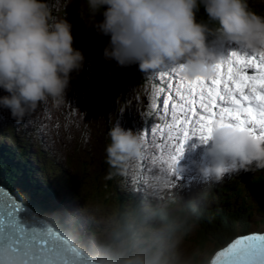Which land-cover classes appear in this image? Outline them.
Here are the masks:
<instances>
[{
	"label": "clouds",
	"instance_id": "obj_1",
	"mask_svg": "<svg viewBox=\"0 0 264 264\" xmlns=\"http://www.w3.org/2000/svg\"><path fill=\"white\" fill-rule=\"evenodd\" d=\"M71 3L66 0L65 7ZM97 33L109 37L103 50L118 67L138 65L142 72L171 64L190 78L210 77L222 59L209 36L248 52L264 51V14L248 0H86ZM201 9L203 17L200 16ZM82 17L85 15L81 8ZM103 19L97 21L96 17ZM84 53L74 47L72 24L57 15L50 0H0V108L17 123L39 105L59 108L66 100L72 73L83 68ZM107 163L121 170L145 155L142 131L118 123L108 131ZM199 174L220 184L226 177L264 170V138L229 126L214 125ZM183 169L176 165V171ZM110 178V177H109ZM160 191L174 181L163 173L147 181ZM186 218L168 204L129 206L103 221L94 250L82 264H211L208 253L186 254L182 241ZM195 225H193L194 227ZM39 254L35 241L20 250L0 245V264H32ZM194 256L196 257L194 259Z\"/></svg>",
	"mask_w": 264,
	"mask_h": 264
},
{
	"label": "rangeland",
	"instance_id": "obj_2",
	"mask_svg": "<svg viewBox=\"0 0 264 264\" xmlns=\"http://www.w3.org/2000/svg\"><path fill=\"white\" fill-rule=\"evenodd\" d=\"M50 2L54 12L61 17L65 16L72 24L74 47L81 50L85 56L83 68L78 72L72 73L70 83L75 86L72 90L69 88L67 89V101L59 108L53 107L51 103L41 104L31 112L34 116L29 115L20 123H17L16 120L11 117L9 110L0 108V126H2L3 117L8 128H10L8 125L10 123H12V126L17 130L29 128L28 130L21 131L19 135H22V132H28L29 135H34L36 130L33 128L32 121H34L37 116L47 120L53 118L50 124L47 123L46 126H43V139L42 137H36V140H38L40 144L39 149L46 150L47 153H49L48 156L52 154L51 157L55 158L57 163L67 170L66 174L62 176L69 182H74L76 187L73 188V190L82 198V204L84 206L83 207L82 204L80 206L79 202V208L82 207V210L87 213V216L90 215L95 219V224L98 225L99 229L97 233H93V236L97 239L104 227L103 221L113 213L121 212L127 208L126 206H119L115 199V194L119 192L114 185L110 186L108 184L109 181H107V177L110 175L111 170H115V168L111 167L110 170L108 165L102 167V163L105 162L106 157L105 149L110 143L108 131L118 123L125 129L130 128L134 131H142L144 136H146V129H151L152 127L161 130L162 133H166L168 136L167 126L171 124L170 116L173 101L165 100L166 98L162 96L165 92L164 88L168 90L169 87L167 88V84L176 80L175 77L178 78L179 72L177 69H175L176 71H172L174 68H172L171 64H165L157 70L142 72L139 70L138 65L118 67L115 61L105 60L103 57V50L108 44L109 37L106 38V44L100 48L92 49L86 44V40H89L88 38H90V36L89 34H83L85 24H87L85 20L88 24H90L89 21L92 20L86 13V0H71V3L68 4L67 7H65L66 0H50ZM248 3L250 8L252 7L251 9L259 14L260 11L264 9V0H248ZM81 8L89 18L85 15L82 17ZM102 19V16L96 17L97 21ZM87 30L86 28L85 33ZM209 45L219 56H222L220 52L226 49H228V52L229 50L247 51L234 43H224V40H220L213 36H209ZM89 83L92 85L94 84V91H92L93 93L88 91L87 94L81 89L86 90L84 86H88ZM176 85H179V81H177ZM89 88L93 89L91 87ZM95 88L100 90V92ZM172 89L174 93L175 88ZM2 93L4 92L0 91V96L7 95V93ZM72 93L75 99L74 103L71 101ZM78 96L81 98H78ZM173 100H175L174 97ZM165 101H168L169 105V111L167 112L164 110ZM45 108L49 109L50 112V114H46L47 117H44ZM71 109L74 112H71ZM115 111L117 112L111 115ZM74 118L77 119L75 120ZM0 131L5 133L1 128ZM6 137L7 135L5 139ZM57 138H60V141L64 144H61ZM160 144V142H153L149 150L150 156H143L139 159H135L139 167L143 166L139 168V176L135 174L132 176V179H130L136 183L137 188L141 189L138 193L147 197L148 201H151L153 205L159 204V200H161V202L162 200L168 201V199H172L177 195L182 197L181 185L185 190L189 188L191 198L194 199L193 196H199L200 193L196 194L194 189H198L199 191L200 187H202L201 185L208 186V184L207 181L201 180L203 178H201L198 172L197 159L195 158V162L191 164L189 160L185 158V162H189L187 168H189L191 172L188 174V177H185V180H182L184 182L179 183L175 179L177 177H174V173H170L167 170V166L163 164V161L167 157L168 149L171 148L174 143L169 140L166 146H164V144L162 145L164 146L163 148L159 147ZM14 145L17 147L15 143ZM146 149H148V146ZM186 151L190 155L195 153L194 149L191 147L188 148V146L185 147V153ZM142 158L146 159L145 165L144 159ZM78 160V168L76 170L72 169L70 163L78 164ZM135 162H133V164ZM133 167L134 170H138V167ZM261 171L264 174V171ZM114 173L115 172L111 175H114ZM161 173L172 178L174 187L180 186L178 187L179 193L177 190L160 191L147 186L148 180H151L154 176L160 175ZM239 174L240 172L232 174L223 181V183L230 186L229 189L236 195L238 191L235 189L244 190L245 186V181L242 177L238 176ZM257 174H255V176ZM95 176L96 179L94 178ZM123 187L127 189L126 185H123ZM207 190L209 191L210 189ZM148 191L151 192L150 196L147 195ZM250 191H252V194H250ZM206 194L207 193H205L204 196H206ZM253 194V189L245 190L238 196V199H233V201L238 205H243L244 198L249 197L250 201L248 203L251 202L252 204ZM210 197H214V202L219 201L218 196L214 195ZM210 197H208L207 203H210ZM197 199L199 205L204 202L201 198ZM257 216L255 219H257ZM89 223H87L88 231L91 229V224ZM193 225L194 224L190 227L185 226L186 235L184 236L181 246L183 251L186 254L205 252L210 256L212 251L215 250L216 245H218V242H208L206 244L203 243V245H198L196 236L198 227L196 225L193 227ZM259 229H264V227H259ZM195 258L194 256V259Z\"/></svg>",
	"mask_w": 264,
	"mask_h": 264
},
{
	"label": "snow or ice",
	"instance_id": "obj_3",
	"mask_svg": "<svg viewBox=\"0 0 264 264\" xmlns=\"http://www.w3.org/2000/svg\"><path fill=\"white\" fill-rule=\"evenodd\" d=\"M179 73V85L174 89L176 99L173 100L171 85L168 96L173 103L167 139L175 143L168 149L163 164L170 173L176 172L188 142L198 138L206 144L217 123L227 122L264 138V51L233 50L214 65L211 77L193 79ZM168 101L164 103L165 112L169 111ZM213 264H264V235L235 239L218 253Z\"/></svg>",
	"mask_w": 264,
	"mask_h": 264
},
{
	"label": "trees",
	"instance_id": "obj_4",
	"mask_svg": "<svg viewBox=\"0 0 264 264\" xmlns=\"http://www.w3.org/2000/svg\"><path fill=\"white\" fill-rule=\"evenodd\" d=\"M260 14H264V9L260 11ZM202 17L203 10L201 9L198 18ZM7 151L8 149L6 148H0V183L9 186L13 191L16 190L20 199L27 203L30 202L33 206L36 205L39 209L41 204L45 207L40 209L43 212L47 211L52 205L51 200L60 199L59 204H57L59 207L56 206V209H61L63 206L66 207L67 204L78 201L79 198L75 196V193L65 192V194H62L61 188L66 189V179L56 173V170L53 168L48 170L44 167L38 170L27 161L23 162V164L18 163L15 161V155L12 153V149L10 152ZM23 153L26 155L24 150ZM39 178L43 182H39ZM48 178H51L52 181H49ZM69 185L74 187L73 182L69 183ZM254 189L257 195L255 196L254 205H251V202L238 205L231 199L227 202L225 201L226 204L218 207H200L188 204L180 206L175 211L180 216L186 218L185 226L190 227L194 224L198 227L196 235L198 245H203V243L206 244L208 242H218V245H222L230 237L238 234L240 230L247 232L251 230L253 224H264V180L256 182ZM115 199L122 207L143 205L142 201H135V199L123 196L120 193L115 194ZM61 210L64 211L62 213L65 215L70 214L66 209ZM255 214L256 216L258 215L257 221H254L256 218ZM260 215H262V218L258 220ZM78 222L82 225L80 220ZM78 222L75 226L80 227ZM89 222L91 224L92 234L94 232L97 233L99 227L95 225V219L93 222L91 220ZM56 223L60 225L58 221ZM61 226L70 231L65 222Z\"/></svg>",
	"mask_w": 264,
	"mask_h": 264
},
{
	"label": "bare ground",
	"instance_id": "obj_5",
	"mask_svg": "<svg viewBox=\"0 0 264 264\" xmlns=\"http://www.w3.org/2000/svg\"><path fill=\"white\" fill-rule=\"evenodd\" d=\"M86 17H88L89 18V16H86ZM87 24H85V29L88 27V34H89V36H92L93 37V39L92 40H102V38L105 40V38H107V37H105V36H101V35H99L98 33H97V31H96V29H95V27L93 26V23L91 22L90 24H88V22L87 21H85ZM85 29H84V31H83V34H85L86 35V33H85ZM86 44H88V41L86 40ZM105 44H106V42H105ZM89 48H91V47H89ZM173 71V70H172ZM176 78V80H174L172 83H170L169 85H171L172 86V88H175L176 87V84H177V79H180V75L178 76V78L177 77H175ZM159 81H160V79H159ZM159 81H157V82H159ZM155 84V83H154ZM157 84V83H156ZM159 87V86H158ZM168 88V87H167ZM0 91H2V92H4V93H6L4 90H2V89H0ZM4 93H2V94H4ZM169 94H170V92L167 94V96H165L166 97V99L165 100H168V96H169ZM78 98H81L80 96H78ZM167 107H168V109H169V105L167 104ZM44 117H47L46 116V114L47 113H49L50 114V112H49V109H47V108H45L44 109ZM30 115L31 116H34L32 113H30ZM51 120H53V118H50V120H47V119H45V118H42V117H40V116H37V118H35V120L34 121H32L33 122V128L36 130V133L34 134V135H29V133L27 132H22V135H18V136H16L14 139H13V142L16 144V143H19L20 144V141L21 140H25V141H27L29 144H30V146L31 145H35L36 147H38L39 148V141L38 140H36V137H38V138H41L42 137V139H43V136H42V132H43V126L45 125L46 126V124L48 123V124H50V121ZM0 128L3 130V127H1L0 126ZM13 129H15V128H13ZM16 130V129H15ZM24 130H26V128L25 129H23V130H21V131H24ZM161 130H158V129H156V128H151V129H146V136H145V140H146V142H147V146H148V149H145V155L146 156H150V154H149V150H150V147H151V145L153 144V142H160L161 144L159 145V147H162L163 148V144H164V142H165V137L164 136H162L161 135ZM0 135L3 137V138H5V133H3L2 131H0ZM7 139H11V137L10 136H8L7 137ZM57 140L59 141V142H61V144H64L62 141H60V138H57ZM188 143H190V142H188ZM17 145V144H16ZM38 145V146H37ZM11 151V149H9L7 152H10ZM44 151V156H47L48 154H47V151L46 150H43ZM145 156V157H146ZM155 157H158V156H155ZM145 158H144V165H145ZM151 171V170H150ZM66 172H67V170L65 169V170H63L62 172H61V174L62 175H65L66 174ZM64 173V174H63ZM137 175V176H139V173H129V174H127L126 176H125V178H123V180H122V184L123 185H129L130 186V184L128 183L129 181H132V180H130V179H132V176L133 175ZM147 175V174H146ZM255 175V174H254ZM65 178V177H64ZM66 179V178H65ZM118 180V177H112V185H115V183H116V181ZM67 182L68 183H71V182H69L68 180H67ZM110 183H111V181H109L108 182V184L110 185ZM204 183V182H203ZM250 194H252V191H250ZM49 197V196H48ZM251 198V197H250ZM248 199H249V197H248ZM252 200H253V203L251 204V205H254L255 203V199L252 197ZM133 201V200H132ZM77 211H79L81 214H82V211L79 209V210H77ZM77 220H79V218L77 217V218H75V219H73V222L74 221H77ZM84 221H86L87 223H89V220H84ZM89 226V225H88ZM89 232L90 233H92V231H91V229H89ZM75 238H72V239H68V240H74ZM78 247L82 250V252H84V254H86L87 256H90L91 254H92V251H90L88 248H89V245H87V246H81L79 243H78Z\"/></svg>",
	"mask_w": 264,
	"mask_h": 264
},
{
	"label": "water",
	"instance_id": "obj_6",
	"mask_svg": "<svg viewBox=\"0 0 264 264\" xmlns=\"http://www.w3.org/2000/svg\"><path fill=\"white\" fill-rule=\"evenodd\" d=\"M86 21V20H85ZM89 27V26H88ZM87 27V29H88ZM86 34H88V30L86 31ZM106 37V36H105ZM89 40L88 41V46L91 47V48H96V47H100L102 44H104V42L106 41V38L105 40L102 38V40H92L93 37L90 36V38H88ZM70 251H73L72 248H69Z\"/></svg>",
	"mask_w": 264,
	"mask_h": 264
}]
</instances>
